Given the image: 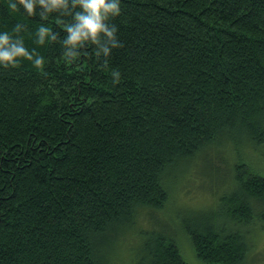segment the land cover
<instances>
[{
	"label": "trees",
	"instance_id": "16d2710c",
	"mask_svg": "<svg viewBox=\"0 0 264 264\" xmlns=\"http://www.w3.org/2000/svg\"><path fill=\"white\" fill-rule=\"evenodd\" d=\"M78 10L0 0V30L46 58L0 67V264H188L179 232L205 264H246L264 229V0H121L107 66L103 34L64 57ZM42 25L55 39L37 43ZM202 156L231 166L214 213L143 227Z\"/></svg>",
	"mask_w": 264,
	"mask_h": 264
},
{
	"label": "clouds",
	"instance_id": "9594fccd",
	"mask_svg": "<svg viewBox=\"0 0 264 264\" xmlns=\"http://www.w3.org/2000/svg\"><path fill=\"white\" fill-rule=\"evenodd\" d=\"M72 4L78 5L79 10L73 15L74 22L65 25L67 34L63 40V44L66 46L64 57L66 59L76 57L78 54L73 49L89 40L98 43L101 34H103L107 43L101 46L105 57L102 64L107 66L113 49L121 46L118 26L107 22L110 18L121 14V0H72ZM68 5L69 0H10L11 9L18 10L22 6L28 15L35 14L37 6L46 12H52L53 10L66 9ZM22 27L21 24H17L16 31L19 32ZM56 35V33L50 32L48 26L42 25L37 28L36 41L44 43L46 37L55 39ZM21 58L30 61L38 68L46 62V58L39 54L35 48L29 49L25 45L22 37H14L7 30H0V67L16 65ZM110 71L113 83H118L121 75L119 70L112 68Z\"/></svg>",
	"mask_w": 264,
	"mask_h": 264
},
{
	"label": "rangeland",
	"instance_id": "374dc122",
	"mask_svg": "<svg viewBox=\"0 0 264 264\" xmlns=\"http://www.w3.org/2000/svg\"><path fill=\"white\" fill-rule=\"evenodd\" d=\"M222 156L224 158L226 157L225 154H222ZM226 158L231 164L232 158ZM253 158H258V156L253 155ZM253 163L256 166V174L260 173L264 175V162L253 161ZM212 164V162H207L205 156H202L197 163H193L191 166L189 165L190 167H186L184 177L187 174V168L190 170V176H186V179L178 185H173L170 191V199L167 210L171 214H154L152 218L146 217L144 220H142V222H140L142 226L150 230L162 229L163 226L168 225V223L173 226H180L181 220L183 218L192 217L193 219H188V221L200 222L203 221V219H207L209 215H212L218 205L220 194L224 191L223 184L225 179L228 178L231 169V166H227V168L224 167L226 168L224 170L222 165H220V167L217 169L214 168L215 165ZM217 165L218 164H216V167ZM241 167L246 168V165H241ZM246 169L248 171V168ZM183 171L180 173V176H182ZM180 176L178 179H180ZM178 216L181 217L177 218ZM179 233V239L177 241L184 260L188 264H205L196 257L187 238H185L181 232ZM136 235L134 232L127 234L125 237V245L127 242L136 243L134 242L138 239ZM250 240L251 249L247 255L246 264H264V229H262L257 235L255 233ZM125 245H121V247L119 243H115L114 245V247L119 246L115 254L124 262L127 261L128 254L125 251Z\"/></svg>",
	"mask_w": 264,
	"mask_h": 264
}]
</instances>
